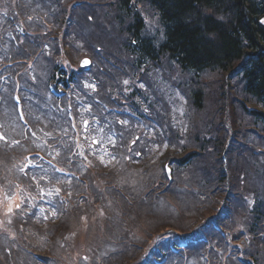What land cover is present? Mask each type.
Returning a JSON list of instances; mask_svg holds the SVG:
<instances>
[{
	"label": "trees",
	"instance_id": "1",
	"mask_svg": "<svg viewBox=\"0 0 264 264\" xmlns=\"http://www.w3.org/2000/svg\"><path fill=\"white\" fill-rule=\"evenodd\" d=\"M16 1L18 2V0H0V3L4 2V8L8 11L9 16V18H4L3 15L2 18L0 17L4 21V24L0 22V46L2 47H5L2 42L6 41L9 36L8 29L10 28V22L14 24L16 18L22 23L20 20V12L17 13ZM26 1L33 0H22V4L20 2L19 6L22 5L23 15L27 12L25 9L27 5ZM59 1L50 0V10L53 11V14L58 10ZM64 1L70 3V5L75 4L74 2L79 3V5L86 4L84 6L86 9L94 6L95 11L97 9L99 10L98 14H101V10L103 8L106 9L107 6L113 7L112 11L108 10L105 14L115 12L113 22H117L120 25L119 32L125 38V48L129 51V57L133 62L132 72H127L126 82L131 81L134 85H138L140 80L137 82L139 79L137 75L140 77L150 76L151 85L148 91H144L140 86L139 89H132L131 86H127L124 82H122V89H114L116 91H113L109 90V86L103 85L99 74L94 75L95 77L97 76L96 78L99 81L96 91L99 98L117 95L122 105H137L142 107V110L146 109V107L142 106V103H145L148 108L150 106L149 109L153 117L157 118L158 116L160 118L161 111L164 110L160 109L161 103L159 99H154L155 94L152 90L150 92V88L155 89L156 87L157 89L158 85H162L163 79L159 73L154 75L153 70L157 72L156 66L166 69L164 64H162L164 60L169 62L173 61L178 66L176 67L177 70L191 77V79L187 77V83L184 84L181 82L178 85L183 89L186 85H193L188 98L190 105L197 113L198 111L205 110L204 108L210 103L208 89H212L218 101L223 100L226 94L233 98L234 92L233 90L230 92V88L232 83L236 81L237 94L236 96L234 95V98L239 101L237 109L242 108L243 111L248 112L253 117V122L256 127L252 129V132L258 139H264V0H115L113 3H104L102 0H90V2L86 0ZM37 2L39 1L37 0ZM79 8L82 9L81 7ZM75 9L73 12L66 14L64 26L60 25V27L62 26L64 28L73 21L72 17L76 14ZM1 11L4 10L1 9ZM150 13L159 21V28L156 29L157 35L153 37L146 36L145 33V21L148 20L146 16L150 17ZM53 14L51 13V15ZM92 16H94L93 12L89 13L86 16V21L89 18L92 19ZM97 16L100 18L99 16L101 15H95V18ZM45 18L49 19L47 15ZM23 26L29 32V35L26 37L18 36L17 41L14 39V43L18 44L21 42L22 46L26 49L25 51H28V54L23 60L25 64L24 72H26L25 83L28 86L31 84L35 89V91L28 93L26 96L27 104L30 106V108H26L28 121L34 130L36 127L38 128L36 124H40L38 122L34 124V120L41 121V119L38 117L33 118V114L39 115L40 117L43 116L40 114H44V118L50 119H45L44 121H47L51 126V121L64 124L65 120L63 118H54L52 115H47V104H50V101L51 104L58 102L66 104V102H71L68 104H71L73 109L75 108V112L78 103V100H75L76 94L82 88V79L78 73H66V69L60 66V50L57 48L55 50V56L51 55V58L43 59L42 52H45L46 48L42 46V43L39 44L37 42L43 30L42 26L41 28L29 27L24 22ZM51 35L64 48L65 32L52 30ZM29 39H33L34 42L29 41ZM94 55L96 57L98 53L95 52ZM48 60H50V67L43 65V62H48ZM36 61L38 68L33 71V66ZM43 68L47 71L50 69L48 77L44 74ZM167 68L172 73V77L178 73L170 65H167ZM210 74L217 77L216 80L221 81L219 87L218 85L211 86L209 82L203 81L202 78ZM152 75L155 77H151ZM220 75L223 78L220 79ZM46 77L47 79L49 78L48 84L51 80L57 89L61 87V83H64L67 87H72L73 98L65 96L58 99L59 97L56 98L49 93L46 87L43 88V85L46 84ZM177 78L181 77L177 76ZM139 84H141V81ZM239 92L242 93V99L237 97ZM155 103H158L159 108ZM93 105L95 106L94 103ZM15 111L16 105L12 97L9 99L7 95L0 96V119H11L9 123L2 124L3 130L7 126L18 127V131L10 139H20L21 141V146L19 144L12 145L11 141L6 138L4 141H0V150H4L0 151V184L4 183L11 186V183L15 185V183L19 182L25 187H31L32 184L23 175L10 176L12 173L15 174V167L18 165V160L20 159L21 161L24 158V154L21 156L22 149L28 145L24 128L14 118ZM220 114L222 116L232 115L229 110L221 111ZM242 124L239 126L236 125V127L238 126V133L248 127L246 122L244 123L242 121ZM244 125L247 127L245 128ZM57 128L58 124H56L54 131H57ZM2 132H0V136ZM130 135H132V132H128L126 136L129 137ZM180 140L150 139L149 141L150 143L155 142L159 145L168 144L170 146H179L182 144ZM209 140L206 139L204 142L208 147H210ZM200 141L201 139H195L193 142L188 140L186 141L187 144H183L180 150L183 152L189 151L188 148L194 144L198 145L202 152L194 151L184 158H174L172 161L166 155L165 161H170L171 164L174 161L172 168L175 177L172 175V178L169 179L163 168L164 162L153 160L149 164H140L144 159L139 162L137 161L139 155L143 156V154H146L145 146L147 144H140L141 139H117V146H121V150L117 153L119 161L122 163L139 164L137 169L148 172V176L145 182H142L135 189L123 188L121 182H119L121 178L118 175L117 178L113 175L118 166L101 164L102 167H105L104 171L94 170V168L89 169L88 172L92 173L93 170L97 174L96 177L100 180L97 184H100L101 189L99 188L93 203L95 215L101 218L104 223L108 219L111 221L112 216L109 217L107 214H101L105 213L108 205H112L117 208V213L114 215L118 217V214H120L121 219H124L127 217L129 204L135 205L139 209L137 213L143 214L142 211L145 210L146 204L149 206L148 197H153L156 200L162 197V193H168L170 191L173 194H179L180 192L176 190L178 187H182L183 190L187 189L189 193H197L200 191V200L186 214V218H188L187 227H192L191 229L194 232H188L191 229L185 231L176 228L174 232L164 233V231H171L169 229L174 227L172 222H164L165 229L158 230L157 232L153 229L151 231L152 237L150 238V243H146L144 247L147 246L146 249L150 250L152 244L162 242L159 244V248L164 258L171 261V259H181L185 255L182 264L188 263L186 260L189 257L188 252L191 249H195L196 253L200 254L206 264H260V260L264 258V188L260 192H258L256 187L252 191H249L247 188L245 189L246 172L240 167L233 170L234 175H232L234 178H231L232 176L230 177L228 173H224L223 170H219L220 174L218 175L221 176H217L213 184L204 181L198 172L190 174L186 178V184L176 183L177 179H183L185 173L190 172L189 167H191V170L194 169L192 163L203 155V148L206 147L204 144H199L201 143ZM226 142L227 140L222 139L217 146L219 148H227ZM255 153L259 154L258 152ZM263 161L262 163L264 165ZM220 162H222L221 159ZM156 163H158L159 169L162 168V171L155 176L153 175L155 168L152 167V164L155 165ZM4 166L9 170V175H6V169L4 171L1 170ZM12 166H14V169L11 168ZM206 169L207 167L204 168L205 171H207ZM151 170L152 172H150ZM140 178H142V175ZM191 183L197 186L188 185L187 188V184ZM244 189L247 192L246 200L249 202L246 205L247 208L243 211L239 221L236 219L231 221L234 213L236 214L237 212L235 210L237 207L235 201L240 195L245 194ZM79 196L87 198L88 194L81 193ZM74 197L75 195L70 197V205L72 204V206L78 207L80 198H77L75 201ZM204 197L209 198L205 201ZM98 202L101 204V209L96 211V203L98 204ZM70 214L65 211L66 218ZM17 215L22 216L20 210L17 211ZM241 221H246L247 224H242ZM52 223L54 222L45 224L43 228L40 226H36L35 228L39 229V235L42 234L45 237L46 234L43 229L46 227V232L50 235L49 227L52 226ZM167 233L170 235L169 239L159 241ZM134 235L140 238L139 233ZM53 236L51 239L54 241L55 237ZM121 237H124V235H121ZM197 237L205 238L207 241L200 242L196 246L190 244L187 247L180 248L178 243L188 241L185 238L193 240ZM204 246H209V248H206V251H202V247ZM174 247L179 248L181 253H173L172 248ZM6 254L8 252L5 253L4 249L0 247V256H5ZM145 254L146 250H143L142 255L140 253L141 256L139 255L140 257L138 256L136 261L139 262ZM215 257H219V260H216Z\"/></svg>",
	"mask_w": 264,
	"mask_h": 264
},
{
	"label": "rangeland",
	"instance_id": "2",
	"mask_svg": "<svg viewBox=\"0 0 264 264\" xmlns=\"http://www.w3.org/2000/svg\"><path fill=\"white\" fill-rule=\"evenodd\" d=\"M38 1L39 2H37V0L26 1L27 5L25 9L27 12L25 15H23L22 5L19 6L20 2L22 4V0H18V2L16 1L15 5L18 9L17 13L20 12V20L22 23L24 22L29 27L31 26L35 28H41L42 26L43 30L41 31V35L44 34L45 37L51 34L52 30L65 32L66 36L63 56L74 63L79 62L80 59L85 56L90 58L94 57L98 63H100V59L104 68L103 71H100V69L97 68V70L100 72L99 77H102L103 81L106 80L105 85L109 86L110 90L116 91L114 89H122V82L127 84V86H131L132 89H139V82L145 80L147 84L145 87L142 86V88L144 91H148V88L151 85V80L149 77H140L137 75L139 78L137 82L140 80L138 85H134V83L131 81L126 82V77L128 76L127 72H132L131 68L133 66V62L129 57V51H127L125 48V38L119 32L120 25H118L117 22H113L115 12L107 13L109 15L105 14L108 10L112 11L113 7L107 6L106 9L103 8L101 10V14H98L99 10L97 9L95 11L94 6L88 7L86 9L84 8L86 4L76 5L77 3L74 2L75 4L70 5V3L67 1L60 0L58 2V10L55 14H53V11L50 10V0ZM86 1L90 2V0ZM114 1L115 0H102L104 3H113ZM74 9L76 10V14L74 17H72L73 21L68 24L69 27H60V25L64 26L66 14L68 12H73ZM91 12H93L94 16L92 17L94 19L92 18V20L89 18V20L86 21V16H88V14ZM51 13L53 15H51ZM46 15L49 17V19L45 18ZM95 15L101 16H99L100 18H98V16L95 18ZM146 17L148 19L146 20V36L153 37L157 35L156 29L159 28V21L152 15V13H150V17ZM0 21L3 22L1 18ZM56 41L58 42V40ZM58 45L59 44L57 43L56 47L61 52V48L63 47ZM102 50L103 52L99 53L95 57L94 53H98ZM162 64H164L166 69L161 67L157 70L159 75L161 74L164 76L165 80L162 81V85H158L157 89L156 87L155 89L151 87L150 92L152 90V92L155 94V100L159 99L161 103L160 109L164 110L161 111L163 113L161 114L163 118L165 119L164 114L166 113L170 118H172L171 128H173L175 134L179 136L178 139H181L180 141L182 144L179 146L172 145L169 147L152 143L147 144L145 146L147 149V157L141 161L140 164H149L153 160L157 161L161 159L164 161L165 165L168 164L171 167L170 162L165 161L166 155L168 158H184L194 151L202 152L198 145L194 144H192V147H189V151L186 152H183L180 150V148L183 144L186 145V141L188 140L193 142L195 139H201V143L199 144L205 145L204 142L206 139H210V147H208L206 144V148H203V155L198 157L192 163L194 165V169L191 170V167H189L190 172L185 173V177L183 178L184 183L183 179H177V184H186V178L189 177L190 174L197 172L201 174V177L204 181H207L209 184H213L216 180V177L221 176L218 175L220 174L219 170H223L224 173H228L230 177L232 176L231 178H234L233 170L240 167L246 172L244 184L245 189L247 188L249 191H252L256 187L258 192L263 190L264 165L262 161L264 160V139H258V137L252 132V129L256 127L253 122V117L248 112L243 111L242 108L239 110L237 109L239 101L234 98V95L236 96L237 94L236 81L232 83L230 88V92L232 90L234 92L233 98L226 94L223 97V100L221 99L222 101H218V99H216L217 97L213 94L214 92L212 89H208L210 103L206 108H204L205 110L198 111L197 113L196 110L192 109L187 98L186 102L181 100L189 94L193 85H186L184 88L186 95L182 94V96H180L179 91L172 86L173 83L178 82L185 84L188 82V78L191 79V77L187 74H184L182 71L177 70L176 67L178 66L173 61L169 62L164 60ZM43 65L50 67V60H48V62H43ZM167 65H170L171 68L178 71V73L173 75L174 77L171 76L172 73L167 68ZM102 72H105L107 75L103 74ZM153 72L155 73L154 75L158 74V72L155 70H153ZM177 76L181 78H177ZM221 78H223L222 75H220V79ZM202 79L203 81L209 82L211 86H220L221 81L216 80L217 77L212 74ZM216 82H218V84H216ZM237 97L242 99V93L239 92ZM155 104L159 108L158 103ZM142 106L146 107L147 105L142 103ZM224 110H229L232 115L222 116L220 112ZM40 115L43 116L40 117L39 115L33 114V118L38 117L41 119V121L34 120V124L38 122L41 125L36 124L38 125V128L36 127L35 129L37 131V136L29 137L28 139H50V131L52 130L51 127L53 125L51 126L49 123H47V121H44L45 119L50 120L49 118H44V114ZM14 116L16 117V115ZM10 121L11 119H5L4 123L6 124ZM78 121L82 123H79V129L76 127L81 135L80 138H83V141H80L82 144L81 151L85 152L88 156V159L83 162L82 166L80 167L83 171L82 176L84 175L83 177L85 179V183H82L79 180L74 181L71 179H64L61 176L55 174V177L50 179L49 184V173H45L40 177L32 175L33 181H36L37 184L41 185L42 188L40 190L37 192H31L29 190L25 192L26 204H32L30 208L36 206L38 203V206L42 208L43 214L38 215L43 218L41 219L38 217L36 219L37 222L42 223L39 224L41 228L45 226L43 224H46L47 221L52 219L54 220L52 226L49 227V232L50 238L54 235L53 237H55V240L51 242L50 239V246H48V242L46 240L48 233L46 232L45 227L43 229L44 233L46 234L44 243V235L40 234V237H37L39 229L34 227L37 226V224H35L33 220L26 223L23 220L24 218H18V215L16 214L17 210L15 211L14 209H19L21 211V206L17 205L16 201L11 203L4 201L0 206V215L2 216L0 223L10 225L12 228V233H10V235H17V237H15L16 239H11L0 236V243L4 242L12 246L8 249L9 251L4 250L5 253H9L5 256H0V264H43L41 260L38 259V257H35L37 254H40L49 260L45 264H132L140 255V253L142 255L143 250H146V253L148 252L146 249L147 246L144 247V245L146 243H150V238L152 237L151 231L153 229H155V232L161 229L164 230V222H172L174 225V227L169 229L171 231H164V233L174 232L176 228L183 229L185 231L192 228L187 227L188 218H186V214L198 203L201 198V192L198 191L197 193H189L187 192V189L183 190L182 187L176 188V190L180 192L179 194H173L171 191L168 193H162V197L156 200L153 197H146L148 199L149 206L146 204L145 210L142 211L143 214L137 213V210L139 211V209L135 207V205L129 204L127 217L121 219L120 214H118V217L115 216L117 213L116 206L114 207L112 205H108V209H105V213H102L101 215L107 214L109 217L112 216L111 221L108 219L107 222L104 223L101 218L97 217L94 212L95 208L93 203L95 201V195L98 193L100 188V184H97V182L100 180L98 177H96V172L94 173L93 170L92 173L87 171L90 169V167L94 168V170L98 169L99 171H104L105 167L101 166L102 161L104 163H109V157L104 150L105 146H97L98 142H96L95 148L89 144L90 153L87 151L85 148V143L87 140L90 141L91 139H94V134L89 130V122L85 121L83 116L80 117ZM242 121L244 123L246 122L248 127L244 125V127L247 128L238 133V126L243 125ZM84 122L86 124H84ZM208 123L210 124L207 125ZM236 125L238 126L236 127ZM7 128L10 135H13L16 131H18V127L7 126ZM138 136L139 131L137 130L132 132V135H130L128 139H139ZM96 137L97 139H113V136L111 135H99ZM140 139V144L146 143V141L144 142L146 139H142L141 137ZM222 139L227 140V148H219L217 146L218 143L222 141ZM65 140H67V142L62 146L60 144L55 147L53 143H50V158L53 161L55 157L62 155V151L60 149L62 148V150H65L67 147L68 139ZM38 143L39 140L32 142V147L36 148ZM47 146L48 145L44 147L46 148ZM151 151L158 152L157 156L151 155L153 153ZM255 152H258L259 154ZM90 159L91 161H89ZM220 159L222 162H220ZM29 161H27L26 164L28 167L31 166V162ZM113 164L118 166L115 173L113 172V175L116 178L117 175L121 178L120 181L118 179L117 180L121 182L123 188L135 189L140 186L142 182L144 183L146 177L148 176V172L137 169L139 164H129L114 161L110 165ZM152 167L155 168L153 172V175L155 176L157 173L162 171V168H158V163L155 165L152 164ZM205 167H207V171L204 170ZM11 168L14 169V166ZM5 169L6 175H9L10 173L6 166L1 168L2 171ZM17 169L15 170V174L12 173L10 176L21 175L22 171L20 170V174ZM26 169L27 167L24 165L23 170ZM152 170L150 172H152ZM171 171L173 175L172 167ZM58 172L61 174V170H58ZM141 175L142 178H140ZM82 176L80 178H82ZM173 176L175 177V175ZM40 178L45 179L47 184L42 185L39 180ZM28 182L30 183L31 180H28ZM188 185L197 186L196 184L191 183L187 184V188ZM6 187L7 188L4 189L6 190V193L9 191L11 192L13 184L11 183V186L6 185ZM245 189V194L240 195L235 201V205L237 206L235 210L237 212L236 214L234 213L231 221H234V219L239 221L243 211H245L247 208L246 205L249 202L246 200L247 192ZM41 190H43V192H40ZM62 190L69 194L75 193L73 194L75 195V201L77 198H81V201H78V207H74L72 204L68 206L66 211L71 213L68 218L65 216V211L61 214L60 218L59 216L56 217L58 214L55 212L54 204L51 202L52 199L49 198H52L53 196L56 198L57 192H62ZM14 193L15 192H13V194ZM81 193L86 195L88 194L87 198H82L79 196ZM38 195L45 197L38 198ZM9 196L10 195H8V197ZM16 197L23 199L18 195ZM208 198L209 197H204V200L206 201ZM99 209H101V204L98 202V204L96 203V211ZM12 210H14V212H12ZM16 218L18 220L15 222V226L13 221ZM19 221L20 223L18 224ZM246 221L241 222L242 224H247ZM32 222L34 224H32ZM188 232L194 231L191 229ZM137 233H139L140 238L134 235ZM121 235H124V237H121ZM167 235L169 234L167 233L166 235L162 236V238L165 239ZM206 248H209V246L202 247V251H206ZM188 254L189 257L187 264H206L200 254L196 253L195 249H191ZM215 258L216 260H219V257ZM166 264H180V259H171V261L167 262ZM260 264H264V258L260 260Z\"/></svg>",
	"mask_w": 264,
	"mask_h": 264
},
{
	"label": "snow or ice",
	"instance_id": "3",
	"mask_svg": "<svg viewBox=\"0 0 264 264\" xmlns=\"http://www.w3.org/2000/svg\"><path fill=\"white\" fill-rule=\"evenodd\" d=\"M83 63H84V64H87V63H88V61H86V60H85V61H83ZM0 139H2V137H0Z\"/></svg>",
	"mask_w": 264,
	"mask_h": 264
}]
</instances>
